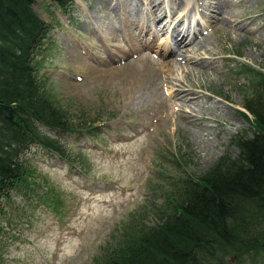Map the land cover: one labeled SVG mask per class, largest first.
I'll return each mask as SVG.
<instances>
[{
  "label": "rangeland",
  "instance_id": "rangeland-1",
  "mask_svg": "<svg viewBox=\"0 0 264 264\" xmlns=\"http://www.w3.org/2000/svg\"><path fill=\"white\" fill-rule=\"evenodd\" d=\"M162 1L166 16L158 22L151 0H73L69 14L34 0L33 10L52 25L35 58L37 74L71 119L72 131L56 136L82 167L30 150V183L3 200L0 264H101L122 235L138 237L168 218L176 204L167 198L178 203L181 178L236 158L235 139L252 134L240 67L264 71V0H208L206 8L205 0ZM187 10L184 18L202 31L193 48L172 51L174 22L165 24ZM163 24L166 33L158 32ZM167 78L197 97L184 108L201 115L199 125L169 107ZM226 260L264 264V233L255 248Z\"/></svg>",
  "mask_w": 264,
  "mask_h": 264
},
{
  "label": "trees",
  "instance_id": "trees-1",
  "mask_svg": "<svg viewBox=\"0 0 264 264\" xmlns=\"http://www.w3.org/2000/svg\"><path fill=\"white\" fill-rule=\"evenodd\" d=\"M33 2L0 0V215L3 200L30 183L33 148L82 167L56 136L72 131L71 119L48 98L37 74L35 58L52 25ZM49 4L69 14L73 0ZM240 69L250 86L242 106L253 131L235 139L237 157H220L201 177L178 180L181 198H167L176 204L168 218L138 237L122 235L121 247L101 264H228L231 254L255 248L264 233V71L246 64Z\"/></svg>",
  "mask_w": 264,
  "mask_h": 264
},
{
  "label": "bare ground",
  "instance_id": "bare-ground-1",
  "mask_svg": "<svg viewBox=\"0 0 264 264\" xmlns=\"http://www.w3.org/2000/svg\"><path fill=\"white\" fill-rule=\"evenodd\" d=\"M151 2H152V8L155 10V13H156V21H158V22H162V18L164 17V16H166V14H165V9H164V6H163V1L162 0H151ZM213 2V1H212ZM137 5V4H136ZM124 6V5H123ZM201 6H203L204 8H206V7H209V6H213V5H211V2H209L208 0H205V4L203 5V4H201ZM118 6H116V10L118 9L117 8ZM158 8L159 9H161V10H158ZM214 8H216L215 6H214ZM218 8V7H217ZM173 8L171 7V8H169V10H172ZM183 9V8H182ZM122 10V9H121ZM126 12H128V10H126ZM151 12V11H150ZM160 12V13H159ZM172 12V11H171ZM170 12V13H171ZM187 12H189V10H187L186 12L184 11V12H182L179 16L177 15V16H175L176 14H174L173 16H171L170 15V18H168V20H167V22H166V24L165 25H167V23L170 21H172V22H174V26H173V29H172V31L169 33V40L171 41L170 43L172 44V42H173V44H172V47H171V49H172V51H175V50H178V51H180V50H182L183 51V49H184V51H186V50H189L190 48L189 47H192L193 48V46L195 45L194 44V40H191L192 38H196V32H201L202 31V27H198V28H192L191 27V22L193 23V21H192V18H191V16L189 17V15L187 16V19H185L184 18V16H185V13H187ZM122 14V13H121ZM123 16H124V13L122 14ZM155 17V16H154ZM125 18V20L127 19V17L125 16L124 17ZM134 19V18H133ZM154 22L153 24H152V26L154 27L155 25H158L157 24V22ZM165 21V20H164ZM163 21V22H164ZM195 22V21H194ZM141 23V22H140ZM162 25L161 27H160V29L158 30V32L160 31V32H162V33H166V27H165V25ZM196 26V25H195ZM136 28V27H135ZM134 28V29H135ZM169 28V27H168ZM152 33L153 34H157L156 33V31H152ZM151 33V34H152ZM133 36V35H132ZM166 38H168V37H166ZM188 40L191 42H193L192 44H190V45H188V46H185V47H182L183 46V44H185V42L187 43L188 42ZM196 41V40H195ZM199 43V45L200 46H202V47H206L207 46V43L205 42V41H199L198 42ZM197 43V44H198ZM183 48V49H182ZM177 52V51H176ZM178 56H182V58H185V56H183V55H181L180 53H178V54H176V57H178ZM180 59H181V57H179ZM172 61V60H171ZM176 61L179 63V61H178V59L176 58ZM181 62V61H180ZM200 62L203 64V62L202 61H200V60H196L195 62H194V64H196V65H201L200 64ZM173 65V64H172ZM195 66V65H194ZM192 67V66H191ZM176 70V69H175ZM177 72V71H176ZM179 76V75H178ZM177 78V77H176ZM180 80H181V78H180ZM172 81H173V79H172ZM171 81V79L170 78H167L166 79V81L165 82H167V84L168 83H170L171 84V86L169 87V88H167V89H165V95L167 96V97H172V99H173V101L174 102H172V106L170 105L169 107H173V109H174V111H176V115L178 114L181 118H182V120L187 124V125H191V126H197V125H199V122H200V118H202L201 117V115L200 116H197V115H195V114H193V112H191L190 110H186L185 108V106H188V104H193V103H195V101L197 100V97L196 96H194V94L191 92V91H188V89H187V91H185V89L184 88H179L178 87V83H180V84H182L183 85V83L181 82V81H179L178 80V83H173ZM166 84V85H167ZM179 84V85H180ZM165 85V86H166ZM169 86V85H168ZM184 86V85H183ZM184 87H187V86H184ZM164 91V90H163ZM164 93V92H163ZM164 95V94H163ZM162 95V96H163ZM164 99H166L165 97H164ZM171 99V98H170ZM163 100V99H162ZM169 99H167V101H168ZM169 101H171V100H169ZM168 101V102H169ZM169 105V104H168ZM185 107V108H184ZM193 107H195L194 105H193ZM200 110V109H199ZM172 111V110H171ZM165 112V111H164ZM202 112V111H201ZM162 114H164V113H162ZM169 115V114H168ZM165 117H168L166 114H165ZM177 117V116H176ZM181 120V121H182ZM167 122V121H166ZM186 126V125H185ZM192 129V128H191ZM194 129V128H193Z\"/></svg>",
  "mask_w": 264,
  "mask_h": 264
}]
</instances>
